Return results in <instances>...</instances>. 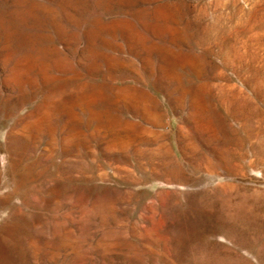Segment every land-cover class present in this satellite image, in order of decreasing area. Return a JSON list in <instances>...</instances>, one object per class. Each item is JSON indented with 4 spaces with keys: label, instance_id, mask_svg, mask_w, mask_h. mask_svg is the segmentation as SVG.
Returning a JSON list of instances; mask_svg holds the SVG:
<instances>
[{
    "label": "rangeland",
    "instance_id": "obj_1",
    "mask_svg": "<svg viewBox=\"0 0 264 264\" xmlns=\"http://www.w3.org/2000/svg\"><path fill=\"white\" fill-rule=\"evenodd\" d=\"M0 264H264V0H0Z\"/></svg>",
    "mask_w": 264,
    "mask_h": 264
}]
</instances>
